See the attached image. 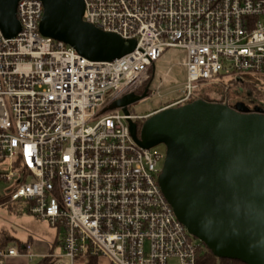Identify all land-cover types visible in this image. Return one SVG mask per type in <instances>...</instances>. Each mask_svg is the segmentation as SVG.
<instances>
[{"label": "built area", "instance_id": "1", "mask_svg": "<svg viewBox=\"0 0 264 264\" xmlns=\"http://www.w3.org/2000/svg\"><path fill=\"white\" fill-rule=\"evenodd\" d=\"M83 1L85 22L136 49L93 62L40 33V0L19 1L20 32L7 38L0 29L3 198L63 230L57 264H198L205 245L158 183L165 157L139 146L130 122L191 103L203 87L264 81V0ZM169 49L184 54L181 94L145 117L111 109L152 92L151 72ZM35 257L15 245L0 264Z\"/></svg>", "mask_w": 264, "mask_h": 264}, {"label": "water", "instance_id": "2", "mask_svg": "<svg viewBox=\"0 0 264 264\" xmlns=\"http://www.w3.org/2000/svg\"><path fill=\"white\" fill-rule=\"evenodd\" d=\"M20 0H0V29L14 38L21 27ZM40 33L73 47L93 62H111L132 53L125 41L84 21L83 0H40ZM136 94L115 103L126 115L147 98ZM134 140L146 150L164 145L159 186L178 220L216 257L264 264V109L245 103L197 100L154 114Z\"/></svg>", "mask_w": 264, "mask_h": 264}, {"label": "rangeland", "instance_id": "3", "mask_svg": "<svg viewBox=\"0 0 264 264\" xmlns=\"http://www.w3.org/2000/svg\"><path fill=\"white\" fill-rule=\"evenodd\" d=\"M183 58L184 54L174 49H169L162 55L155 63V69L151 72V96L132 105L129 109L132 115L138 117L148 116L181 94L180 91L187 82V71L182 63ZM162 82L161 94L158 96L154 90ZM206 89L205 95L211 98L212 101L224 100L231 105H235L236 102L240 101L245 102L250 108H257L261 105L259 101L248 96L247 92L232 87L220 92L217 86H210ZM152 151L166 157V147L164 145L153 148ZM8 187L9 184L0 183V231L7 232L17 240L10 242L9 247H13L18 241L30 242L33 254L36 256L33 259V264H37L50 253H65L63 249V230L60 231L58 227H52L49 221L42 220L30 212H17L15 209L3 205L5 202H1V199H4V191ZM104 263L109 264V261L104 260Z\"/></svg>", "mask_w": 264, "mask_h": 264}, {"label": "trees", "instance_id": "4", "mask_svg": "<svg viewBox=\"0 0 264 264\" xmlns=\"http://www.w3.org/2000/svg\"><path fill=\"white\" fill-rule=\"evenodd\" d=\"M216 86L218 87L219 92L224 91V89L230 88V87H232L236 90L238 89L239 91H242V92H247V95L250 96L251 98H253V100L259 101L261 104L260 105L261 108L264 109V81H258L257 83H253V82L230 83L228 85H220L219 84ZM206 88L207 87L201 88L197 94V98H194L191 102H194L197 100H204V101H207L210 103L227 104V105H230L232 107L234 106V105H231L224 100L212 101L211 98H209L205 95L206 90H207ZM241 103H245V102H241ZM144 123H145V121H140L137 123V125H138V136L139 137H140V133H141V130H142ZM1 202H3V203L5 202L3 205H7V206H9L10 209H15L17 212H21V211L29 212L28 206L22 202H17V204H12V202H10L8 199H5V198L1 199ZM58 229L61 231L60 228H58ZM14 241H17V240H15L13 237H11L7 232L0 231V252L7 251L9 248V243L14 242ZM16 243L17 244H15V245H19V246L24 245L20 241H18ZM52 255H53V253H51V255H49L47 257H44L37 264H57L58 260L56 258L52 257ZM26 264H30V263H26ZM86 264H97V261L89 258L86 261ZM198 264H245V263L238 261V260L218 258L206 246H204L202 251H200V253H199Z\"/></svg>", "mask_w": 264, "mask_h": 264}, {"label": "crops", "instance_id": "5", "mask_svg": "<svg viewBox=\"0 0 264 264\" xmlns=\"http://www.w3.org/2000/svg\"><path fill=\"white\" fill-rule=\"evenodd\" d=\"M252 101V100H251ZM237 103H241L240 101H238V102H236V104ZM235 104V105H236ZM248 106V105H247ZM249 107V106H248ZM261 107V106H260ZM250 108V107H249ZM23 243V242H22ZM24 245H22V246H20V247H23V246H26V245H29V246H31L30 245V242H26V243H23ZM15 246V245H14ZM19 246V245H18ZM49 255H51V253L49 254ZM49 255H46V256H44V257H47V256H49ZM53 255H55V254H53ZM57 255V254H56ZM43 257V258H44ZM42 258V259H43ZM26 263H29V261L26 259V258H17V259H15L13 262H12V264H26ZM30 264H33V262L32 263H30ZM99 264H105L104 263V260L101 262V263H99ZM110 264V263H109Z\"/></svg>", "mask_w": 264, "mask_h": 264}, {"label": "flooded vegetation", "instance_id": "6", "mask_svg": "<svg viewBox=\"0 0 264 264\" xmlns=\"http://www.w3.org/2000/svg\"><path fill=\"white\" fill-rule=\"evenodd\" d=\"M146 89L149 90V91H148V94H147V98H148L149 96H151V91H150L149 88H145L143 91H140V92L138 93V96H142V95L144 94V92H145Z\"/></svg>", "mask_w": 264, "mask_h": 264}]
</instances>
